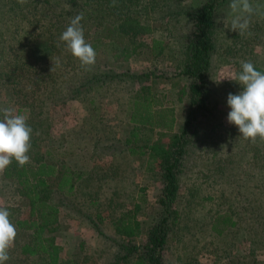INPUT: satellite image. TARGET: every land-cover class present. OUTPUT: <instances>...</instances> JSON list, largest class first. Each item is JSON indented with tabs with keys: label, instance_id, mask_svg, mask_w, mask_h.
I'll return each instance as SVG.
<instances>
[{
	"label": "rangeland",
	"instance_id": "374dc122",
	"mask_svg": "<svg viewBox=\"0 0 264 264\" xmlns=\"http://www.w3.org/2000/svg\"><path fill=\"white\" fill-rule=\"evenodd\" d=\"M203 2L181 0L177 5L182 14L152 21V34L137 38V53L127 63L115 60L118 51L106 40L97 51L96 63L88 67L91 72L109 69L114 74L126 71L154 74L155 82L145 84L165 97L164 106L173 108L176 132L190 117L189 99L180 94L189 80L177 75L184 44L193 33L192 19L183 12L185 9L192 12ZM8 3L9 0H0V7ZM230 3L218 16L220 30L210 75L214 111L205 118L197 117L186 137L190 141L183 146L179 191L173 204L180 219L164 253L167 264H264V140L257 138L255 143L245 140L238 127L228 122L231 111L228 95L239 94L242 86L225 78L241 72V62L250 61L264 70V16L254 15L249 29L252 34L240 36L230 29L234 15ZM251 3L264 11V0ZM174 8L179 10L178 6ZM5 10L2 6L0 37L9 41L6 30L13 21ZM154 37L164 40L166 48L155 61L149 55L150 40ZM139 88L137 82L125 80L93 91L82 102L63 103L55 94L44 97L49 128L45 145L54 158L81 177L73 196L55 194L56 182H49V202L59 212L55 241L62 249L64 261L118 264L114 253L120 240L112 223L136 204L140 206L137 219L141 232L134 241L143 245L148 239V229L158 214L162 184L156 172L145 171L144 157L130 154L123 143L132 129L128 122L129 101ZM7 101L2 93V106ZM194 131L196 135H192ZM157 132L153 130V139ZM136 144L141 146L145 142L141 139ZM2 173L0 207L10 209L14 217L22 216L27 211L25 202L2 179ZM218 210L230 213L237 221V226L228 228L222 236L210 230ZM25 234L18 231L6 264L37 262L36 258L19 254L18 247Z\"/></svg>",
	"mask_w": 264,
	"mask_h": 264
},
{
	"label": "trees",
	"instance_id": "16d2710c",
	"mask_svg": "<svg viewBox=\"0 0 264 264\" xmlns=\"http://www.w3.org/2000/svg\"><path fill=\"white\" fill-rule=\"evenodd\" d=\"M180 1L115 0V6H111L112 0H27L23 5L18 0H9L8 4L2 5L13 22L6 30L9 41L4 39L5 36L0 37V95L5 94L8 100L3 106L0 103V109L13 107L18 114L27 115V122L33 129L28 153L30 162L20 167L13 160L2 173V179L10 183L14 193L25 202L26 213L17 217L11 214L10 220L18 231L26 233L18 249L24 258L37 259L31 264H75L61 259L62 249L55 241L59 232V212L49 202L48 194L51 181L56 182L55 194H77L76 184L81 177L54 158L49 146L45 145L49 128L44 97L55 94L63 103L82 102L88 100L93 91L125 80L137 82L140 88L129 101L128 122L132 129L123 143L130 154L144 157L145 171L157 173L162 189L158 214L148 229L145 244L138 245L134 241L141 232V223L137 219L139 204L112 223L120 240L114 259L118 264H167L164 253L180 219L173 204L179 191L183 146L190 141L186 137L197 117L205 118L214 111L211 104L215 95L210 75L220 30L218 16L231 0H204L192 12L186 9L183 12L192 19L193 33L184 44L177 74L189 80L180 94L189 99L190 117L179 132L174 130L173 108L164 106L165 97L145 84L155 82L154 74L130 71L114 74L109 69L91 72L81 66L59 37L71 18L83 13L81 24L86 41L96 52L103 41L111 42L118 51L115 60L127 63L137 53V38L152 34V21L182 14L177 5ZM165 51L164 40L155 37L150 40L152 60L161 58ZM2 116L0 112V118ZM153 130H158L155 139ZM192 135H196V131ZM141 139L145 145L138 146L136 143ZM236 226L233 215L218 210L210 230L222 236L228 228Z\"/></svg>",
	"mask_w": 264,
	"mask_h": 264
},
{
	"label": "clouds",
	"instance_id": "9594fccd",
	"mask_svg": "<svg viewBox=\"0 0 264 264\" xmlns=\"http://www.w3.org/2000/svg\"><path fill=\"white\" fill-rule=\"evenodd\" d=\"M18 3L23 5L27 0H18ZM111 6H115V0H112ZM229 7L234 14L230 29L238 32L240 36L245 33L252 34L249 29L254 15L264 16L260 6L254 7L251 0H231ZM83 18V13L71 18L69 26L59 40L79 59L81 66L87 69L96 63L97 52L85 39L81 24ZM241 67L242 71L235 76L225 77L237 81L242 86L239 94L228 95L227 103L231 111L227 119L230 124L238 127L243 139H250L255 143L257 138L264 140V72L258 71L250 61L241 62ZM0 112L3 114L0 118V173H2L13 160L18 162L20 167L30 162L28 153L31 149L33 129L27 122L28 116L18 114L15 108H2ZM10 215L7 208L0 207V264H6L11 258L9 250L18 235L17 227L11 222Z\"/></svg>",
	"mask_w": 264,
	"mask_h": 264
}]
</instances>
